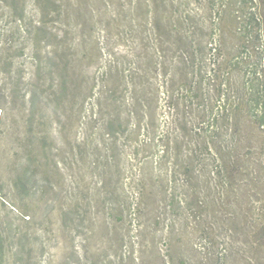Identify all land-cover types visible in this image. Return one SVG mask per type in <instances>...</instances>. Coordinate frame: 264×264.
Masks as SVG:
<instances>
[{
    "label": "rangeland",
    "instance_id": "1",
    "mask_svg": "<svg viewBox=\"0 0 264 264\" xmlns=\"http://www.w3.org/2000/svg\"><path fill=\"white\" fill-rule=\"evenodd\" d=\"M253 5L0 0V264H264L262 136L205 147L181 125L174 144L182 62L209 52L219 16L231 60L221 97L255 115L233 23L248 24Z\"/></svg>",
    "mask_w": 264,
    "mask_h": 264
},
{
    "label": "trees",
    "instance_id": "2",
    "mask_svg": "<svg viewBox=\"0 0 264 264\" xmlns=\"http://www.w3.org/2000/svg\"><path fill=\"white\" fill-rule=\"evenodd\" d=\"M241 1L244 2L246 0ZM253 1H255V5H253L252 8H246V10L250 11L248 13V24L246 23L245 26H242L238 17L233 19V23L235 24V33L239 36L243 43V47L247 50L245 56L239 54L236 57V66L241 65L248 70L251 69L250 71L252 73V77L248 83V96L243 103L247 101V105H253V107L257 109L255 115H251L250 118L246 116V120L243 115L242 103L233 101L228 96L221 97V94H224L222 90L223 83L221 81V73L225 74L226 70L231 68L230 65L228 66L231 60L223 61L225 55L223 53L224 34L222 30L225 20L219 16L215 24L211 23V29L215 31L216 37L209 43V52L203 55L201 54L200 56L193 55L187 57L186 61L182 62L184 66H186V73L182 76V78L184 77L183 80L185 84L182 90H178V93L174 94V101L178 105H182L186 111L180 113L174 106V144L181 143L180 135L184 132L181 125H186V127L190 126V128L193 129L192 132H195L198 137L203 136L202 140L205 147H213L214 145L216 147L219 146L225 134L227 136H232L231 139L236 138L239 139V141H251L252 132H257L262 136L261 139H263V143L261 145L264 146V97H259V87L261 86L264 89L263 47L261 48L263 55L260 58V61L263 59V64L260 61H251L253 57L251 51L254 49L251 45V41L254 38L251 35L254 33V30L261 33L263 20L260 17L261 1ZM244 5L245 4H243V6ZM224 9L226 10L223 12L226 14L228 12V7ZM251 28L253 29L252 31L250 30ZM258 64H260L261 68ZM228 74L230 75L231 73ZM212 83L213 86L217 88L215 91L219 96L210 109L204 104L203 98L210 91V85ZM245 88H247V86H245ZM225 91L228 92V88H226ZM194 115H198V117L193 119ZM190 117L192 118L191 120H189ZM222 151L227 155V159L222 157L220 160L225 170L230 173L232 171L231 168L235 167V165L231 164L233 161L232 152L228 149H221L220 153ZM234 174L235 172L232 173V175Z\"/></svg>",
    "mask_w": 264,
    "mask_h": 264
}]
</instances>
